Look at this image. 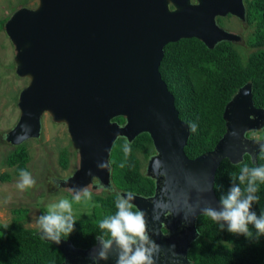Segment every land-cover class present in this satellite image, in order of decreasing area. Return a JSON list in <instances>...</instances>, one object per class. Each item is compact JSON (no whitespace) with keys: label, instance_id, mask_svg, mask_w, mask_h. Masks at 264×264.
Wrapping results in <instances>:
<instances>
[{"label":"water","instance_id":"water-1","mask_svg":"<svg viewBox=\"0 0 264 264\" xmlns=\"http://www.w3.org/2000/svg\"><path fill=\"white\" fill-rule=\"evenodd\" d=\"M228 13L245 20L244 1L37 0L33 8H17L3 25L15 50V72L28 79L17 99L18 120L5 140L18 145L39 137L45 113L64 123L79 166L58 180L59 186L72 191L94 178L111 186L114 141L150 135L155 153L146 171L155 180L154 193L121 195L132 194L136 209L145 213L147 235L159 245L154 264H190L187 249L198 236L197 216L205 207H221L213 189L220 161L238 163L245 154L255 160L264 145L246 135L264 126V109L255 107L247 82L225 105V132L215 147L188 158L189 127L159 71L169 42L195 37L212 48L239 39L217 23ZM118 116L123 123L114 120ZM23 125L30 128L27 135H22ZM100 162L108 166L98 168ZM43 239L63 253L61 264H93L100 248L98 239L86 249L63 238L59 245ZM116 259L113 251L98 264H116Z\"/></svg>","mask_w":264,"mask_h":264},{"label":"trees","instance_id":"trees-1","mask_svg":"<svg viewBox=\"0 0 264 264\" xmlns=\"http://www.w3.org/2000/svg\"><path fill=\"white\" fill-rule=\"evenodd\" d=\"M245 20L253 30L245 40V46L251 48L246 57L240 51L239 42L222 40L214 47H208L195 37L182 38L164 46V54L159 65L162 79L174 96V104L179 118L189 127L184 152L188 158H195L211 151L225 132L223 112L233 94L245 83L250 82L255 107L264 109V0H244ZM8 17L0 19V30ZM223 18H218L221 22ZM119 123L124 117H115ZM195 124L196 130L190 131ZM259 137L264 140V126L251 130L247 137ZM128 143L131 153L125 155L124 145ZM5 162L14 167L20 175L21 170L28 171L29 153L24 143L13 145ZM155 153L152 139L147 132L136 135L131 141L118 137L111 148L109 163L111 167V186L103 188L101 193H91L89 208L73 215L75 230L63 239L69 240L75 247L88 248L94 245L97 237L104 236L105 230L99 223L117 212L116 199L121 192H130L143 196L153 195L155 180L141 170L142 159ZM63 167L67 166L66 149L59 156ZM121 164L124 166L121 167ZM264 166V151L260 150L255 160L248 154L238 163L224 158L220 161L214 177V193L220 201L226 195L243 167ZM3 173L1 178H8ZM235 183H239L237 179ZM259 201L252 205V211L259 216L264 212V183L257 182ZM246 186L241 185V188ZM71 197L73 194L69 193ZM136 211V207L133 209ZM43 213V212H42ZM253 235L255 228L249 225ZM198 236L191 241L187 249L190 264H264V236L258 240H249L243 235H234L210 217L199 214L196 219ZM63 253L52 243L45 241L37 229L24 227L21 217L17 216L9 223L0 224V264H61Z\"/></svg>","mask_w":264,"mask_h":264},{"label":"rangeland","instance_id":"rangeland-1","mask_svg":"<svg viewBox=\"0 0 264 264\" xmlns=\"http://www.w3.org/2000/svg\"><path fill=\"white\" fill-rule=\"evenodd\" d=\"M37 0H0V19L9 17L12 12L21 6L33 8ZM7 20V19H6ZM219 25L230 32L236 33L239 48L243 57H246L251 48L245 46L247 36L253 30L245 22L228 17L219 22ZM242 39V41H241ZM14 47L4 29L0 30V224L9 223L17 216L21 217L24 227L41 229L39 217L48 213L52 204L61 199H67L72 204V214L78 215L89 208L88 197L81 196L80 201L71 197L72 191L68 187L57 185V179H64L75 172L79 166V156L73 147L64 123L52 121L45 113L41 119V132L37 138H29L22 143L29 153L28 172L35 180V184L21 190L17 187L20 175L15 174L14 167L5 162L7 154L14 146L5 140V135L14 127L19 117L17 99L19 92L27 85L28 79L19 77L15 72ZM255 139H260L253 134ZM62 149H66L68 163L63 167L59 156ZM148 159V158H147ZM147 159H142L141 170L145 172ZM3 173L8 178H1ZM57 180V181H56ZM88 190L101 193L103 187ZM74 196V194H73ZM43 212V213H42Z\"/></svg>","mask_w":264,"mask_h":264},{"label":"clouds","instance_id":"clouds-1","mask_svg":"<svg viewBox=\"0 0 264 264\" xmlns=\"http://www.w3.org/2000/svg\"><path fill=\"white\" fill-rule=\"evenodd\" d=\"M195 130V124L191 125L190 131ZM29 132L30 128L23 125L22 135H27ZM232 134L236 135L235 132ZM260 147L264 151V145ZM123 150L126 156L129 155L131 153L130 144L126 143ZM107 166V162H100L97 165L101 169ZM123 166L121 164V167ZM145 173L147 174L146 169ZM231 177L234 183L227 194L221 196V207L217 209L208 206L203 208L201 213L218 223L221 230H224L226 225L227 231L231 234L243 235L249 240H258L264 236V212L257 216L256 212L251 209L252 205L259 201V196L256 195L259 191L257 182L264 183V166L252 168L245 166L238 177ZM237 179L239 183H235ZM34 184L35 180L31 174L26 170H21L17 187L24 190ZM245 184L242 190L241 185ZM72 192L74 193L73 199L77 202L81 200L82 195L91 198L87 187L73 188ZM134 199L135 197L130 193L118 194L117 212L99 223L100 229L105 230L108 238L97 237L100 248L98 253L92 256L93 264H98L100 260L106 261L113 251L117 256L116 264H154V256L159 251V245L147 235L144 211L133 210L135 206L132 201ZM38 223L43 238L53 241L56 245L61 244L62 234L69 236L75 230L72 204L67 199H61L58 203L52 204L48 213L39 217ZM249 225L255 228V235Z\"/></svg>","mask_w":264,"mask_h":264},{"label":"flooded vegetation","instance_id":"flooded-vegetation-1","mask_svg":"<svg viewBox=\"0 0 264 264\" xmlns=\"http://www.w3.org/2000/svg\"><path fill=\"white\" fill-rule=\"evenodd\" d=\"M192 1H195V0H192ZM244 1V0H243ZM171 7V6H170ZM244 7H245V5H244ZM245 11H246V9H245ZM228 17H234V18H236V19H238V20H240V21H242L243 23H244V20H241V19H239L237 16H235V15H232V14H230V13H228L227 15H225V16H218L217 18H216V20L218 21V18H223V19H226V18H228ZM218 24H219V22H217ZM222 27V26H221ZM223 28V27H222ZM225 30H227V29H225ZM227 31H229V30H227ZM230 32V31H229ZM236 34V33H235ZM241 41H242V39H241ZM232 42H238V40H233ZM76 151H77V149H75ZM77 153H78V156H79V152L77 151ZM145 169H146V167H145ZM73 174V173H72ZM57 180H60V179H57ZM56 180V181H57ZM57 183V182H56ZM58 185V184H57ZM89 186H91V187H93V188H97V187H103V185H101L95 178L93 179V181L89 184ZM88 187V186H87ZM150 237V236H149ZM151 238V237H150ZM152 238H153V236H152ZM92 246V245H91ZM90 246V247H91ZM80 248V247H79ZM89 248V247H88ZM82 249H86V248H82ZM62 263V262H61Z\"/></svg>","mask_w":264,"mask_h":264}]
</instances>
